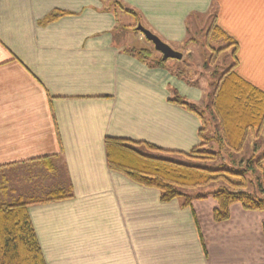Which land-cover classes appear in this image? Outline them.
Listing matches in <instances>:
<instances>
[{"label": "crops", "instance_id": "obj_1", "mask_svg": "<svg viewBox=\"0 0 264 264\" xmlns=\"http://www.w3.org/2000/svg\"><path fill=\"white\" fill-rule=\"evenodd\" d=\"M208 18L264 92V0H0V205L27 204L45 264H264L263 214L235 204L215 222L210 197L163 203L106 160V138L200 144V119L172 100L197 106L203 88L175 74L183 54L140 59L161 57L133 27L190 50Z\"/></svg>", "mask_w": 264, "mask_h": 264}, {"label": "trees", "instance_id": "obj_2", "mask_svg": "<svg viewBox=\"0 0 264 264\" xmlns=\"http://www.w3.org/2000/svg\"><path fill=\"white\" fill-rule=\"evenodd\" d=\"M125 11L136 16L130 10ZM135 27H133L134 31H136ZM208 36L211 40L226 43V46L215 50L216 52L232 48L233 63L221 74L212 101V113L218 122L220 134L208 140L204 136L205 121L196 105L175 96L172 100L174 104L200 119L202 125L198 134L200 144L188 153L165 152L145 142L106 138L107 164L109 169L123 175L131 182L156 189L163 203L180 198L182 207H189L193 200H204L210 197L216 202L212 212L215 222L227 221L230 215L229 209L235 204H239L244 211L264 215V169L262 166L264 153L255 160L259 167L256 170L261 172L262 181L253 185L251 191L248 189L249 185L244 174L247 171L251 175L254 174L255 168L252 165L254 156L246 161V169L243 170V168L242 172L235 170L234 167L237 168L238 165L233 166L234 162L231 159L229 168L224 165L205 168L202 165H190L185 162L195 160L216 163L219 159L224 164L221 150L226 148L229 155L241 151L248 134L251 133L256 137L264 125V92L235 73L236 43L218 28H215ZM134 52L150 65L163 64L160 58L149 60L150 52L147 50ZM181 73L176 71L175 74L180 77ZM209 141L215 142L217 151L206 149ZM238 164L239 167L243 166L241 161ZM212 185L217 186L216 189L200 195L183 193L185 189H199ZM62 198L67 196L47 201ZM261 230L264 235V218ZM0 264H45L25 202L17 201L12 205H0Z\"/></svg>", "mask_w": 264, "mask_h": 264}, {"label": "rangeland", "instance_id": "obj_3", "mask_svg": "<svg viewBox=\"0 0 264 264\" xmlns=\"http://www.w3.org/2000/svg\"><path fill=\"white\" fill-rule=\"evenodd\" d=\"M202 23L204 26L201 27V25L199 24L197 26V32H195L196 29L192 28L193 34L191 35L195 36V39L197 40V43L194 46L195 48H192L190 50H187L185 48L177 50L181 54H183V58L180 61L173 62L171 64H175V72H182L183 78L188 80L191 85L198 84L203 88L202 101L199 105L196 106V108L198 109V112H200L203 116V120L205 121L204 136L209 140L213 136H218L220 134L218 122L212 113V101L221 74L232 65L233 59L231 55L232 48H228L220 52L215 51L226 46V43L224 41H214L207 37L205 30L208 27L207 24L210 23V18L205 19V21H202ZM144 44L150 47V51L152 53L156 54L151 44L145 42ZM186 51H192V53L186 54ZM157 56L161 57L159 54H156V58ZM217 148L218 147L216 146L215 142L212 141H209L206 146V149H210L212 151H217ZM221 151L224 164L219 159L216 163L198 162L195 160H187L185 162L190 165H202L205 168H215L217 167V165H224L225 167L229 168L231 167V162L229 161L231 159L232 162H234L233 166L238 165L237 168L234 167L235 170L242 172L243 168V170L246 169V161L250 159L251 156H254L252 161L253 168H255L254 174L251 175L249 171L244 174L245 180L249 185V191L253 189V185H255L258 181H262L261 172L259 170H256L259 169V167L255 163V160L261 157L264 153V125L260 130L259 135H257L256 137L251 133L248 134L241 151L231 153L230 155L228 154L229 151H226V148ZM239 161L243 163L242 167H239ZM215 185L199 189H185L183 193L186 192L190 195H200L216 189L217 186ZM250 186H252V188ZM33 194L35 195V197H37L36 195H38L37 193Z\"/></svg>", "mask_w": 264, "mask_h": 264}, {"label": "water", "instance_id": "obj_4", "mask_svg": "<svg viewBox=\"0 0 264 264\" xmlns=\"http://www.w3.org/2000/svg\"><path fill=\"white\" fill-rule=\"evenodd\" d=\"M135 30L142 34L143 37L153 45L154 50L161 55L162 61H166L168 59L180 60L182 58V54L180 52L171 49L156 35L144 28L139 22L137 23Z\"/></svg>", "mask_w": 264, "mask_h": 264}]
</instances>
